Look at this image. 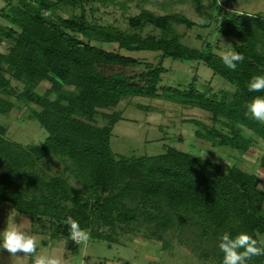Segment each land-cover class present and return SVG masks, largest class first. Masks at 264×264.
<instances>
[{
  "label": "trees",
  "instance_id": "obj_1",
  "mask_svg": "<svg viewBox=\"0 0 264 264\" xmlns=\"http://www.w3.org/2000/svg\"><path fill=\"white\" fill-rule=\"evenodd\" d=\"M4 2L0 116L31 103L36 108H30L28 118L38 122L45 137L40 144L23 145L5 136L7 125L0 121V203L38 224L43 218L54 221L59 231L50 236L60 241L64 260L81 250L69 236L64 222L68 216L87 229L91 239L110 244L123 235H141L159 242L161 249L171 243L162 233L172 224L180 231L187 222L194 223L204 238L209 223V247L221 262V233L243 231L257 240V234L264 236V184L258 188L260 176L236 162L256 141L264 142V123L246 115L251 98L264 95L246 87L253 75H264V12L248 14L221 4L213 13L219 0H190L200 20L196 23L181 12H153L146 7L149 0ZM113 8L121 11V18ZM128 8L136 12L123 16ZM120 19L126 27L119 25ZM174 24L211 25L230 39L227 50L240 52L244 61L229 70L221 53L211 48H220L217 40L197 33L198 43L187 44ZM147 26L158 33L143 31ZM143 53L158 60L134 55ZM166 58L183 63L190 74L180 87L159 85ZM199 64L224 86L198 89L194 80ZM44 81L48 85L37 92ZM132 97L161 98L207 112L208 124L191 120L199 128L194 134L233 151L229 164L224 167L194 149L180 150L168 142L152 155L114 151L111 129L120 117L113 107L120 101L130 103ZM180 139L167 136L168 141ZM51 159L58 168L44 167ZM257 164L264 170V153ZM74 183L79 187H71ZM198 253L208 258L205 246ZM262 258L253 257L248 264H261ZM25 264H32L30 257Z\"/></svg>",
  "mask_w": 264,
  "mask_h": 264
},
{
  "label": "rangeland",
  "instance_id": "obj_2",
  "mask_svg": "<svg viewBox=\"0 0 264 264\" xmlns=\"http://www.w3.org/2000/svg\"><path fill=\"white\" fill-rule=\"evenodd\" d=\"M4 3V0H0V6ZM161 3L163 4L161 5ZM221 4L248 14L264 12V0H219V3L212 9L213 13L219 10ZM146 7L156 13L181 12L192 21L200 22L193 11L190 0H149ZM101 9L111 10L109 7H101ZM113 11H115V17H119L117 14L121 11L116 8H113ZM135 12L134 8H128L122 14L125 16ZM60 13L67 15V12L63 10H60ZM119 25L126 27L125 19H120ZM174 28L176 32L182 34L181 40L190 45L198 43L194 39V35L197 33L213 43L217 40L220 48H211L218 53L226 51L230 42V39L218 36L211 25L208 28L198 27V25L187 28L184 24H174ZM143 31L158 33L157 29L152 30L150 26L145 27ZM108 48L110 47L108 46ZM134 55L152 62L158 60V57L151 53ZM162 66L165 70L161 74L159 85L168 84L180 87L181 84L189 80L190 74L184 71L186 66L183 63L166 58L162 61ZM194 84L198 89H202L204 85L208 84L211 90L224 86V83L215 79L211 75L210 69L203 64L198 65ZM47 85V82H41L36 87V91L42 92ZM136 102L146 108H139L135 105ZM34 107L31 103L18 104L5 115L0 116V121L7 125L5 134L7 138L23 145L40 144L43 141L45 130L35 119L28 118L30 108ZM113 108L120 117L111 129L110 144L114 151L125 155L145 153L152 155L160 151L162 144L168 142L180 150L194 149L196 153L218 162L224 167L229 164L231 156L234 154L229 148L213 146L194 134L195 129L199 128L191 120L205 124L210 122L207 112L198 107L183 106L161 98L132 97L130 103L120 101ZM162 134L165 135V138L160 139ZM167 136H180L181 139L168 141ZM263 153L264 142L258 140L248 148L247 152L240 154V159L236 161L237 166L241 169L260 176V182L257 183L258 188L264 184V170L257 166L258 158ZM43 165L50 170L59 167V163L52 159L45 161ZM14 222L38 241V254L60 257L65 264H71L74 258H79L80 264H222L219 258L212 255L209 247L212 242V226L209 223L204 238L200 236V227L194 223L187 222L180 231L176 228V224H172L162 233V238L171 243L162 249L159 242L141 237V235H123L118 239V242L110 244L103 240L90 239L87 245H80L81 250L78 254L64 260L61 257L60 241L50 236L51 233L56 234L59 231V226L54 221L43 218L42 222L38 224L35 219L30 220L27 215L18 214L7 207L5 203H0V234ZM257 238L260 245H263L264 236L257 234ZM195 245L205 246L208 250V258L200 257L199 247H195ZM27 259V255L10 256L6 250L0 248V264H25ZM261 264H264V256Z\"/></svg>",
  "mask_w": 264,
  "mask_h": 264
},
{
  "label": "clouds",
  "instance_id": "obj_3",
  "mask_svg": "<svg viewBox=\"0 0 264 264\" xmlns=\"http://www.w3.org/2000/svg\"><path fill=\"white\" fill-rule=\"evenodd\" d=\"M221 59L229 70L235 71L238 64L244 61V56L231 49L222 52ZM246 87L249 92L264 93V75H253ZM246 115L251 120L264 123V95H254L251 98L247 104ZM71 187L79 186L74 183ZM64 222L70 229V238L76 244H88L91 234L87 229L81 228L79 222L71 216ZM217 246L223 254L222 264H248L253 257L264 256V247L260 246L253 235L243 231L235 235L227 231L221 233ZM37 247L38 241L24 228L18 226V223L14 222L0 234V248L6 250L10 256L27 255L31 258L32 264H65L60 257L38 254ZM71 264H80L79 258H74Z\"/></svg>",
  "mask_w": 264,
  "mask_h": 264
}]
</instances>
